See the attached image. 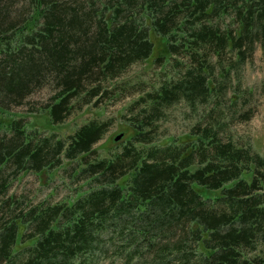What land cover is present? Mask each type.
<instances>
[{"label": "trees", "instance_id": "trees-1", "mask_svg": "<svg viewBox=\"0 0 264 264\" xmlns=\"http://www.w3.org/2000/svg\"><path fill=\"white\" fill-rule=\"evenodd\" d=\"M19 1L0 0V115L45 86L28 111L52 124L129 97L131 133L101 155L111 119L65 136L0 120V195L11 176L63 164L84 186L60 202L0 201V264H97L108 246L120 264H264V156L224 131L252 114L234 106L250 94L242 66L264 51V0ZM149 32L164 45L159 80L117 81L149 58ZM179 102L193 122L168 136Z\"/></svg>", "mask_w": 264, "mask_h": 264}, {"label": "rangeland", "instance_id": "rangeland-1", "mask_svg": "<svg viewBox=\"0 0 264 264\" xmlns=\"http://www.w3.org/2000/svg\"><path fill=\"white\" fill-rule=\"evenodd\" d=\"M20 3H22L21 0L18 5ZM148 37L153 45L149 58L131 65L117 81L128 79L130 82L142 80L154 83L159 80L161 76L159 73L160 67L152 64V59L164 54V45L157 35L149 32ZM240 74L241 89H245L250 94L246 99L241 98L238 100L234 109L241 111L249 108L252 110V114L247 120L240 121L236 119V116L230 118L224 127L225 135L232 137L237 144L250 146L252 151L264 156V51L258 46L253 50L251 59L242 66ZM50 94L51 88L48 86L35 90L28 96L25 104L12 107L7 113H2L0 120L5 121L8 118L20 116L24 118L27 128L34 127L45 133L53 132L58 136H65L73 131L74 127L88 119H111V124L106 133L93 146L101 155H104L106 150L113 145L114 136L121 135L115 141L118 142L131 133L130 129L119 118L123 108L130 100L129 97H120L117 101L103 103L97 107H82L70 114L62 123L52 124L43 111H28L29 107H32L31 111L40 108L47 101ZM225 105L226 103L223 104V107ZM192 122V115L188 113L186 106L179 102L168 109L166 120L161 125L166 135L179 136L187 131ZM158 142L164 143L166 139ZM64 165L50 171H27L17 174L14 178L11 176V182L6 192L0 195V201L11 197L15 202L18 201L19 205L28 206L41 201L54 203L71 199L81 189H84V186L80 183L81 180H74L68 175V169L63 170ZM6 173H10V169ZM111 249L112 246H108L107 254L99 257L96 263L120 264L118 256H114Z\"/></svg>", "mask_w": 264, "mask_h": 264}, {"label": "water", "instance_id": "water-1", "mask_svg": "<svg viewBox=\"0 0 264 264\" xmlns=\"http://www.w3.org/2000/svg\"><path fill=\"white\" fill-rule=\"evenodd\" d=\"M120 136H121V135H116V136L114 137V141H117V140L120 138Z\"/></svg>", "mask_w": 264, "mask_h": 264}]
</instances>
